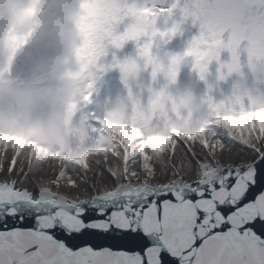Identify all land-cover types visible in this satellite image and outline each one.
<instances>
[{
	"label": "snow or ice",
	"instance_id": "6c2138e0",
	"mask_svg": "<svg viewBox=\"0 0 264 264\" xmlns=\"http://www.w3.org/2000/svg\"><path fill=\"white\" fill-rule=\"evenodd\" d=\"M58 8L0 25V264H264V0H67L49 29ZM45 32L56 94L28 112L13 69Z\"/></svg>",
	"mask_w": 264,
	"mask_h": 264
},
{
	"label": "rangeland",
	"instance_id": "374dc122",
	"mask_svg": "<svg viewBox=\"0 0 264 264\" xmlns=\"http://www.w3.org/2000/svg\"><path fill=\"white\" fill-rule=\"evenodd\" d=\"M16 2L20 3L21 0H16ZM8 7H9V0H3L2 6H0V25H3L5 27L7 26L9 19ZM66 7H67V0H59L58 14L49 17V19L52 18L55 21L56 26L61 22L63 18L62 13ZM44 40L46 41L45 43H49V47L46 46V48L49 49L48 51L50 53L49 58L47 59L45 65L51 67L49 71L54 72L57 78L56 70H57V65L60 63V58L57 55V53L61 46V38L58 33L52 32V33H47V36L46 38H44ZM20 53L23 54L22 52ZM0 58L3 57L0 56ZM13 73L14 75H18L21 78L22 71H21L20 60L18 59V57H16ZM105 79L108 82V84L111 85L112 92L113 94H115V92L119 87L117 73L112 72ZM181 79L183 83L188 82L187 69H185L184 75L182 76ZM56 80L49 81L47 84L55 85ZM106 92H107V88H102L100 99L103 98V95H105ZM55 94H56V90L52 86L38 87L37 89L34 90L28 88H22L19 92L17 106L22 109L28 110V112H35L40 110L42 105L52 103ZM8 95H9L8 87L4 85H0V97H7Z\"/></svg>",
	"mask_w": 264,
	"mask_h": 264
},
{
	"label": "trees",
	"instance_id": "16d2710c",
	"mask_svg": "<svg viewBox=\"0 0 264 264\" xmlns=\"http://www.w3.org/2000/svg\"><path fill=\"white\" fill-rule=\"evenodd\" d=\"M47 26L49 29H55L56 28L55 21L52 18L48 19ZM47 33L49 32H45V34L41 36L40 40L37 42L35 46H31L30 48L21 51L23 54L19 53L17 55L18 59L20 60V64H21V71H22L21 79L27 81L30 75L33 77V82L26 83L23 88H28V89H33V90L37 89L38 87L36 86L34 78L40 72L48 74L46 83L57 79L55 73L49 71L51 67L45 64L40 65L37 72H32V60H33L34 49L43 48L45 50H49L46 48V46L49 47V43H45L46 41L44 40V38H46L47 36Z\"/></svg>",
	"mask_w": 264,
	"mask_h": 264
}]
</instances>
